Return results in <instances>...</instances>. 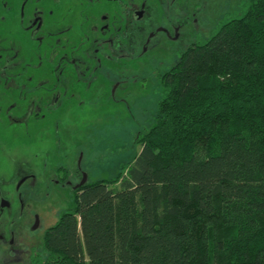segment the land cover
Segmentation results:
<instances>
[{
  "label": "trees",
  "instance_id": "obj_1",
  "mask_svg": "<svg viewBox=\"0 0 264 264\" xmlns=\"http://www.w3.org/2000/svg\"><path fill=\"white\" fill-rule=\"evenodd\" d=\"M158 81L139 151L72 192L30 264H264V0H241Z\"/></svg>",
  "mask_w": 264,
  "mask_h": 264
},
{
  "label": "rangeland",
  "instance_id": "obj_2",
  "mask_svg": "<svg viewBox=\"0 0 264 264\" xmlns=\"http://www.w3.org/2000/svg\"><path fill=\"white\" fill-rule=\"evenodd\" d=\"M194 1L198 4L196 17L173 49L161 36L149 38V33L184 10L178 2L157 13L150 6L154 16L137 24L142 33H138L139 46L147 49L142 50L143 56L138 50L135 67L127 55L121 56L113 86L93 83L69 87L66 93L73 97L64 103L46 98L63 94L64 89H41V98L33 105L40 107L39 119L20 126L0 122V201L10 203L0 214V264H30V255L41 246L47 228L73 208L72 190L78 179L58 183L59 167L73 169L81 159L87 181L94 182L114 177L122 163L133 159L140 149L136 138L154 125L163 93L160 75L176 64L189 45L209 38L221 18L233 12L239 2L207 0L208 7L202 11L203 0ZM13 101L8 99L3 108ZM28 105L25 100L18 107L25 111ZM23 178L26 180L18 194Z\"/></svg>",
  "mask_w": 264,
  "mask_h": 264
},
{
  "label": "flooded vegetation",
  "instance_id": "obj_3",
  "mask_svg": "<svg viewBox=\"0 0 264 264\" xmlns=\"http://www.w3.org/2000/svg\"><path fill=\"white\" fill-rule=\"evenodd\" d=\"M175 2L184 10L181 15L149 33V38L161 36L171 49L196 17L194 0H0V122L20 126L39 119L40 107L33 105L41 89H64L63 94L46 96L64 103L73 97L66 93L69 87L113 86L121 56L127 55L135 67L138 50L147 49L139 46L138 22L154 16L150 6L157 13ZM203 3L202 11L208 7L207 0ZM11 98L14 101L4 109ZM25 100L28 109L21 111L18 104ZM81 164L80 159L73 169L59 167L58 183L78 179L72 192L83 186L87 180L80 182L88 174Z\"/></svg>",
  "mask_w": 264,
  "mask_h": 264
},
{
  "label": "water",
  "instance_id": "obj_4",
  "mask_svg": "<svg viewBox=\"0 0 264 264\" xmlns=\"http://www.w3.org/2000/svg\"><path fill=\"white\" fill-rule=\"evenodd\" d=\"M87 179H82V181L80 182V185L84 184L86 182ZM24 181V179L21 181V183ZM6 207H10V204L5 201V200H2L1 201V204H0V211H2L4 208Z\"/></svg>",
  "mask_w": 264,
  "mask_h": 264
}]
</instances>
